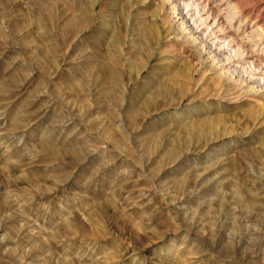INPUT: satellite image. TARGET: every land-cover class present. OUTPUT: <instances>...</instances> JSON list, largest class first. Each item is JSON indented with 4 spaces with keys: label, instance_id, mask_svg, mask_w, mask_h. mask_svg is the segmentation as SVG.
Listing matches in <instances>:
<instances>
[{
    "label": "rangeland",
    "instance_id": "rangeland-1",
    "mask_svg": "<svg viewBox=\"0 0 264 264\" xmlns=\"http://www.w3.org/2000/svg\"><path fill=\"white\" fill-rule=\"evenodd\" d=\"M179 1L0 0V264H264V0Z\"/></svg>",
    "mask_w": 264,
    "mask_h": 264
},
{
    "label": "bare ground",
    "instance_id": "bare-ground-1",
    "mask_svg": "<svg viewBox=\"0 0 264 264\" xmlns=\"http://www.w3.org/2000/svg\"><path fill=\"white\" fill-rule=\"evenodd\" d=\"M166 1L172 2V3H171V5H172L171 10H173V11H177V9H180V4H181V3H180L179 0H165V2H166ZM221 4H222V3H221ZM206 5H207V4H206ZM94 6H95V5H94ZM189 7H190V11L193 10V8H192L191 6H189ZM196 7H197V10L199 9L198 12L201 13V12H202L201 9H200L198 6H196ZM223 8H224V7H223ZM213 10H215V9H213ZM230 10H231V9H230ZM212 12H213V13L216 12V16H217V18H221V17H222V16L220 15V13H221V12H220V7L217 8L216 11H212ZM212 12H211V13H212ZM222 12H223V11H222ZM232 12H234V11L232 10ZM232 12H231V13H232ZM209 15H210V14H209ZM219 15H220L221 17H220ZM217 18H216V20H217ZM225 18H226V17H225ZM232 19H233V18H232ZM184 20H185V24H186V19L184 18ZM225 21H226V20H225ZM227 22H228V21H227ZM231 22H232V21H231ZM231 22H230V23H231ZM190 32H192V33H197V30L194 31V30H192V28H191V31H190ZM189 34H190V33H189ZM190 35H191V34H190ZM193 36H194V35H193ZM201 39H202V38H201ZM188 40H189V39H188ZM194 41H195V40H194ZM202 41H203V40H202ZM219 57H220V56H219Z\"/></svg>",
    "mask_w": 264,
    "mask_h": 264
}]
</instances>
